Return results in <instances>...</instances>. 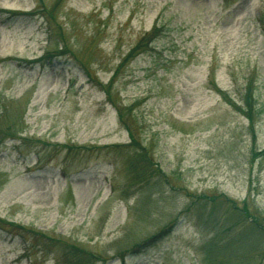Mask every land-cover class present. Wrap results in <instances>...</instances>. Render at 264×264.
I'll return each instance as SVG.
<instances>
[{"label":"rangeland","instance_id":"374dc122","mask_svg":"<svg viewBox=\"0 0 264 264\" xmlns=\"http://www.w3.org/2000/svg\"><path fill=\"white\" fill-rule=\"evenodd\" d=\"M0 264H264V0H0Z\"/></svg>","mask_w":264,"mask_h":264},{"label":"trees","instance_id":"16d2710c","mask_svg":"<svg viewBox=\"0 0 264 264\" xmlns=\"http://www.w3.org/2000/svg\"><path fill=\"white\" fill-rule=\"evenodd\" d=\"M245 102H246V105H247V110H244V109H243V111H244L245 115L249 118V114L246 113V112H248L249 109H250V103H249L250 101H249L247 95H246V98H245ZM251 221H255V219L253 218V219H251Z\"/></svg>","mask_w":264,"mask_h":264}]
</instances>
